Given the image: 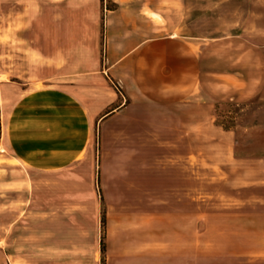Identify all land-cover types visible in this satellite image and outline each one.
<instances>
[{"label": "crops", "instance_id": "obj_1", "mask_svg": "<svg viewBox=\"0 0 264 264\" xmlns=\"http://www.w3.org/2000/svg\"><path fill=\"white\" fill-rule=\"evenodd\" d=\"M9 1L0 10V102L10 85L26 94L40 83L43 88L35 90L67 104L83 133L82 149H62L61 157L47 155L41 165L32 156L11 157L33 174L29 198L44 201L47 224L67 219L93 232L98 207L86 149L95 130L101 183L104 191H114L112 227L144 211L130 191H171L179 211V113L185 110L192 131L214 135L209 149L223 147L231 188L264 191L263 127L250 129L252 141H237L212 116L215 104H242L263 89L264 63L252 43L205 34L184 17V0ZM247 147L254 151L246 154ZM142 225L138 237L149 231L148 223ZM114 239L105 242V264L115 260ZM121 243L127 253L128 242ZM170 244L160 264H179V240ZM145 248L151 247L139 246L138 252ZM131 258L133 264L156 259Z\"/></svg>", "mask_w": 264, "mask_h": 264}, {"label": "rangeland", "instance_id": "obj_2", "mask_svg": "<svg viewBox=\"0 0 264 264\" xmlns=\"http://www.w3.org/2000/svg\"><path fill=\"white\" fill-rule=\"evenodd\" d=\"M8 2L0 0V10ZM182 13L207 35H232L249 41L264 63V0H184ZM41 88L42 84H36L25 94V89L10 85L0 102V264H105L108 237L116 242L113 264H133L131 256L147 254L160 264L162 255L170 253L171 241L176 240L179 264H264V191L231 188L223 147L209 149V137L214 135L190 129L193 119L188 110L179 113V211L171 191L154 186L150 191H130L133 202L143 203L144 211L129 213L134 218H119L112 227L109 208L115 202L114 191H104L101 183L100 132L95 130L89 133L86 149L93 159L98 207L93 232L90 235L67 219L47 224L44 201L29 198L33 174L24 164L17 168L11 157L19 153L29 160L32 156L41 165L39 161L47 155L61 157L58 151L62 149L70 153L82 149L83 133L77 131L80 118L68 105L35 90ZM212 116L217 127L233 130L231 135L237 141H252L250 129H264V85L245 103L215 104ZM46 126L51 128L48 133ZM246 150V154L254 151ZM143 195L148 197L142 202ZM79 208L87 209L84 205ZM147 223L148 235L140 233L138 237L140 225ZM122 241L129 244L127 253L120 251ZM148 244L149 252L146 248L138 252L139 246Z\"/></svg>", "mask_w": 264, "mask_h": 264}, {"label": "trees", "instance_id": "obj_3", "mask_svg": "<svg viewBox=\"0 0 264 264\" xmlns=\"http://www.w3.org/2000/svg\"><path fill=\"white\" fill-rule=\"evenodd\" d=\"M1 133H2V124H1V118H0V140H1Z\"/></svg>", "mask_w": 264, "mask_h": 264}]
</instances>
